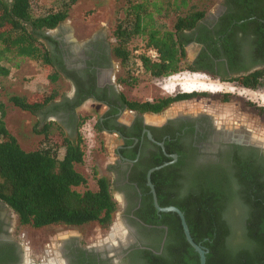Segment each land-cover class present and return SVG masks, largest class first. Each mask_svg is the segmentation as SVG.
<instances>
[{"label": "trees", "instance_id": "obj_1", "mask_svg": "<svg viewBox=\"0 0 264 264\" xmlns=\"http://www.w3.org/2000/svg\"><path fill=\"white\" fill-rule=\"evenodd\" d=\"M78 1L56 0L54 7L38 15L35 14V0H0V201L17 214L19 228L30 226L39 229L52 225L78 227L96 223L103 229H109L119 208L106 176L97 177V190H78L88 185L87 176L80 170L84 163L81 136L77 139L67 136L57 121H46L42 125L36 122L31 129L38 143L34 149H25L8 129L6 121L9 106L34 116L44 115L45 118L56 114L60 107L56 104L60 86L65 77H69V72L61 60L58 42L46 32L56 29L65 21ZM189 4V0H126L123 16L116 18L113 28L115 43L112 50L122 67L127 69L132 59L130 44L137 38L145 41V52L137 58L143 69L157 78L184 69L203 71L198 61L187 62V46L191 43L204 44L209 55L219 57L215 43L227 41L233 34L229 30L231 27L218 32L216 41L195 37L194 31L206 13L205 10L189 8ZM183 9L185 13L180 12ZM167 15L176 16L171 28L160 24V18ZM253 16L264 20V11L257 8L240 9L232 23L237 24ZM235 29L248 31L246 23L235 25ZM254 31L256 37L263 40L264 23L256 25ZM149 49L158 52V60L154 61L147 55ZM226 55H230L228 50ZM17 59L42 64L51 85L31 96L6 93L5 101L2 81L11 73L7 63ZM127 75V78H119V83L130 84L128 71ZM263 78L264 69H261L238 77L223 76L222 81H236L246 88L256 89ZM213 95L193 91L153 101H134L120 94V99L123 107L130 111L160 114L174 103ZM215 96L221 102H229L234 97L229 93ZM245 105L257 115L264 116L262 106L253 102H245ZM63 147L65 151L61 155ZM165 169L157 170L151 176L160 199L159 205L176 206L184 213L194 241L208 251L206 264H264V185L255 169L235 168V172L219 179V186L222 185L220 190L216 186L204 187L192 182L185 198L180 199L160 197L156 177ZM145 182L144 178L140 185L145 187ZM233 183L238 186L237 191L233 190ZM145 189L151 195L150 188ZM151 207L158 221L150 217L147 222L165 224L169 229L167 257L162 259L150 252L143 255L138 253L135 257H141L140 263L200 264L199 254L186 239L180 217L173 212H158L154 205Z\"/></svg>", "mask_w": 264, "mask_h": 264}, {"label": "flooded vegetation", "instance_id": "obj_2", "mask_svg": "<svg viewBox=\"0 0 264 264\" xmlns=\"http://www.w3.org/2000/svg\"><path fill=\"white\" fill-rule=\"evenodd\" d=\"M243 8L264 11V0H222L215 14L206 15L199 22L194 31L195 37H204L206 41H216L218 32L223 28L231 27L229 30L233 33L226 43L216 41L217 58L206 52L204 44H190L198 47L190 63L198 61L203 70L201 72L222 80L223 76L238 77L264 69V37L260 40L254 31L255 26L263 24L264 20L253 16L237 22L239 25L246 23L248 31L234 30L237 24L232 21ZM53 38L58 42L61 60L69 72L65 81L72 86L70 95L56 100L60 107L55 115L68 135L77 139L81 136L84 118L77 113L87 102L93 104L89 111L95 118L92 130L107 135L115 144V162H112L109 171L111 178L106 177L111 182L114 197L117 191L122 196V219L130 232L128 239L112 253L110 250L102 252L96 247H84L78 238L68 239L61 252L63 264H142L141 257L135 256L145 252L162 259L167 257L168 226L147 222L150 217L158 221L151 207L154 205L152 192L150 190V195L145 189L149 187L147 174L152 169L150 167L157 163H168L163 167L165 171L156 177L160 197L165 199L185 198L192 182L204 187L216 186L220 190L219 179H224L240 166L255 169L264 185V146L243 134V130V135L228 130L206 113L180 114L148 122L145 116L153 113L140 114L123 107L120 99L123 93L118 89L119 77L113 80L109 76L114 70L112 60L115 57L110 43L98 38L76 49L62 35ZM226 50L230 52L229 56ZM80 100L82 102L76 105ZM97 109L102 110L101 114ZM127 111L131 112L130 117L125 116ZM144 178L145 187H142L140 183ZM173 181L175 183L171 185ZM233 185V190L237 191L238 186L236 183ZM157 199L159 203L158 195ZM8 208L0 201V264H33L23 238L15 235L16 227ZM262 232L264 250V230ZM54 252L55 247L48 245L40 264H55L49 262Z\"/></svg>", "mask_w": 264, "mask_h": 264}, {"label": "rangeland", "instance_id": "obj_3", "mask_svg": "<svg viewBox=\"0 0 264 264\" xmlns=\"http://www.w3.org/2000/svg\"><path fill=\"white\" fill-rule=\"evenodd\" d=\"M222 0H189V8L205 10L206 15L215 14L221 5ZM35 14L47 12L56 5V0H35ZM126 0H79L70 10L69 17L63 21L56 29L47 31L48 35L57 37L62 35L74 48L80 49L86 43L98 38L105 40L111 46L115 43L113 36L114 21L123 16V8ZM185 9L181 13H185ZM176 20L175 15L170 17L162 16L160 24L171 28ZM132 59L124 69L120 61L114 57L112 60L114 70L109 75L115 80L117 77H128L130 84L120 83L118 89L129 100L153 101L159 98L175 95L180 92H209L214 94L207 98H196L192 100L180 101L172 104L161 114H147L145 120L148 122H158L162 118L180 114L199 115L206 113L211 115L220 126L228 130H234L252 138L264 146V116L257 115L245 105V102H253L264 108V78L256 89L242 86L238 82L222 81L204 72H191L187 69L167 77H153L146 72L137 56L145 52V41L141 38L134 39L130 44ZM198 52L197 46L187 47V62L194 60ZM11 69L10 75L3 79L4 100L7 101L8 94L29 95L36 91H45L50 85L46 69L42 64L26 59H17L12 63H7ZM72 86L64 81L60 86L59 99L70 95ZM229 93L233 99L229 102H221L215 94ZM58 100V99H57ZM91 102L84 104L78 111V115L85 118L81 126V139L84 149V163L80 170L87 176V187H80L78 190L84 191L86 188L97 190V177L107 176L111 178L110 167L115 162L113 140L107 135L97 134L92 130L94 123L93 115H90ZM101 114L102 110L97 109ZM125 116L130 117L131 112L127 111ZM46 121H57L63 124L56 115L45 118L44 115L34 116L23 112L13 106H9L7 124L8 129L19 139L25 149H34L37 145V137L32 132V125L36 122L45 124ZM67 136L68 132L65 130ZM242 134V135H243ZM61 155L65 148H61ZM118 201V211L114 216V221L109 229H103L96 223H89L78 227H66L52 225L44 228H32L30 226L18 227V216L8 208L9 215L13 219L16 237H22L25 246L34 263H41L44 250L48 245L54 246V254L49 258L50 263L63 264L62 248L65 241L71 238H78L82 246L100 249L102 252L112 253L114 248L123 244L129 230L123 223L122 196L119 191L115 193ZM126 224V223H125ZM119 231V232H118ZM116 233V237L112 235ZM121 234V235H120ZM119 236V238L117 237ZM113 245L112 249L108 245ZM62 252V253H61ZM33 263V264H34ZM49 264V263H44Z\"/></svg>", "mask_w": 264, "mask_h": 264}, {"label": "water", "instance_id": "obj_4", "mask_svg": "<svg viewBox=\"0 0 264 264\" xmlns=\"http://www.w3.org/2000/svg\"><path fill=\"white\" fill-rule=\"evenodd\" d=\"M167 164L168 163L154 167V168L150 169L148 174H147V184L150 187V190L152 192L155 208L157 209L158 212H165V213L173 212V213H176L180 217V220H181V223L183 226V230H184V234L186 236L188 243L199 254L200 264H206V255H207L208 251L203 246H201L200 244H197L194 241V239L191 235L189 226L187 224L186 217H185L184 213L176 206L161 207L158 203L156 190H155L154 184L151 181V176H152V173H154L157 170H160L161 168H163Z\"/></svg>", "mask_w": 264, "mask_h": 264}, {"label": "built area", "instance_id": "obj_5", "mask_svg": "<svg viewBox=\"0 0 264 264\" xmlns=\"http://www.w3.org/2000/svg\"><path fill=\"white\" fill-rule=\"evenodd\" d=\"M147 55L154 61L158 60V58H159L158 52L156 50H154V49H149L147 51Z\"/></svg>", "mask_w": 264, "mask_h": 264}, {"label": "crops", "instance_id": "obj_6", "mask_svg": "<svg viewBox=\"0 0 264 264\" xmlns=\"http://www.w3.org/2000/svg\"><path fill=\"white\" fill-rule=\"evenodd\" d=\"M188 46H191V45H188ZM188 46H187V47H188ZM33 62H35V61H33ZM39 92H42V91H36V92L30 93V94L27 95V96H31V95H33V94H35V93H39ZM7 117H8V115H7ZM6 121H7V118H6Z\"/></svg>", "mask_w": 264, "mask_h": 264}, {"label": "bare ground", "instance_id": "obj_7", "mask_svg": "<svg viewBox=\"0 0 264 264\" xmlns=\"http://www.w3.org/2000/svg\"><path fill=\"white\" fill-rule=\"evenodd\" d=\"M119 232V231H118ZM121 235V234H120ZM112 237H116V233H114L113 235H112ZM118 238H119V236H117ZM111 247H113V245H108V248H111Z\"/></svg>", "mask_w": 264, "mask_h": 264}]
</instances>
